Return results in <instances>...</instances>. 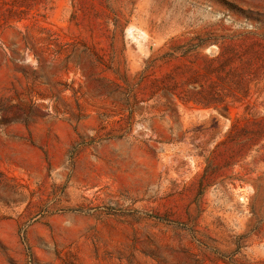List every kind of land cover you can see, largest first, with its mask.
I'll use <instances>...</instances> for the list:
<instances>
[{
  "label": "rangeland",
  "instance_id": "obj_1",
  "mask_svg": "<svg viewBox=\"0 0 264 264\" xmlns=\"http://www.w3.org/2000/svg\"><path fill=\"white\" fill-rule=\"evenodd\" d=\"M0 264H264V0H0Z\"/></svg>",
  "mask_w": 264,
  "mask_h": 264
}]
</instances>
